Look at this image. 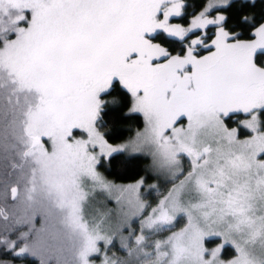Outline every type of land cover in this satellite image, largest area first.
<instances>
[{"label":"snow or ice","instance_id":"snow-or-ice-1","mask_svg":"<svg viewBox=\"0 0 264 264\" xmlns=\"http://www.w3.org/2000/svg\"><path fill=\"white\" fill-rule=\"evenodd\" d=\"M259 4L206 0L185 26L170 22L184 0H0V162L20 174L10 195L25 205L22 216L0 207V264H264ZM134 113L143 128L111 143ZM145 150L172 182L155 206L140 197L144 177L117 185L98 170ZM98 191L138 217V229L122 226L126 257L111 253L120 230L91 206Z\"/></svg>","mask_w":264,"mask_h":264},{"label":"trees","instance_id":"trees-1","mask_svg":"<svg viewBox=\"0 0 264 264\" xmlns=\"http://www.w3.org/2000/svg\"><path fill=\"white\" fill-rule=\"evenodd\" d=\"M206 0H184V3L187 5L185 8V16L180 18H173L170 22L171 23H181L185 26H187L188 21L191 19L192 15L194 13H198L202 7L204 6V3ZM261 5L259 4V0H257V7L256 11H260ZM215 29L212 26H209L207 31L209 33L213 32ZM194 38V37H193ZM179 44H177V50H179ZM206 51L202 50V54ZM126 111V109H125ZM243 114L237 113L233 114V121L243 119ZM121 126L119 127V135L116 139L110 141L113 144L122 142L127 140L129 137H131L137 130L141 129L143 127V117L141 114L134 113L129 118L123 120L120 122ZM232 126H235V123L232 124ZM111 128V125L109 126ZM106 130V129H102ZM241 133H243V130H241ZM149 168V158L146 155L143 154H120L117 155L113 160H111L110 165L108 161H105L103 166H100L98 169L99 171L109 180H112L113 182H119V183H130L138 180L141 177H145L146 180H152L153 177L151 174H149L148 171ZM10 171V169H6L4 167L3 162H0V207H8L4 203L3 199V193L5 187L9 189V187L12 185L10 184L12 181L18 179L19 173L13 174V175H7L6 172ZM13 183V182H12ZM167 187L163 186L161 187V190L157 193H150L147 194L146 197L148 199V203L151 205H154L159 198L166 193ZM9 195V192H8ZM7 204L12 205V201L8 197ZM10 205V206H11ZM10 208V207H8ZM13 209V208H12ZM14 211V209H13ZM9 224L12 223L10 220L8 222ZM1 224H5V222L0 219V226ZM17 227V225H16ZM166 232L158 234L159 236L166 235ZM2 234V233H0ZM11 236V234H9ZM13 236H11L12 238ZM15 237V236H14ZM4 259H10L9 257L5 256ZM13 264H38V260L34 257H17L14 258Z\"/></svg>","mask_w":264,"mask_h":264},{"label":"rangeland","instance_id":"rangeland-1","mask_svg":"<svg viewBox=\"0 0 264 264\" xmlns=\"http://www.w3.org/2000/svg\"><path fill=\"white\" fill-rule=\"evenodd\" d=\"M213 14H215V13H213ZM203 54H207V53L205 52ZM184 123H186V121H184ZM247 134H248L247 131L243 130V133H241V137L243 138ZM134 135H135V133L131 137H133ZM131 137H129L128 139H130ZM122 142H124V141H122ZM122 142H119V143H122ZM119 143H116V144H119ZM132 154H143V155H146L149 158L148 171H149V174H151V176L153 177L152 180H146V178L144 177L145 178V183L140 189V197H141V199L148 203V199L149 198L147 199V197H146L147 194L149 195L150 193H157V192H159L161 190V187L166 186L168 189H167L166 193H164L159 198V199H161L164 195L167 194L168 190L171 189L172 182H170L165 177L164 174L158 172L153 167L152 156L147 152V150H145L144 152H141V153H132ZM182 166L185 169V174H186V172H187V170L189 168L188 160H187L186 157L182 159ZM180 179H183V176H181ZM18 181H20V175H18V179L15 178V180L12 181L13 183L12 182L10 183L12 185L8 189V192H9L8 197H9V199L11 201H12V199L10 197V189H11V187L19 186L20 189H21V192H22V181H20L19 185L17 183ZM110 181H112V180H110ZM134 182H130V183H134ZM175 182L178 183L179 181L177 180ZM114 183L117 184V185L129 184V183H119V182H114ZM151 185H155L156 187L155 188L150 187ZM118 196H119L118 192H113L111 195H109L106 192H99L98 191L95 194L94 199L91 201V206H92L93 209L98 210L101 213L107 214V224H106V226H110L113 231L120 230V231H118L117 236L115 237V239L113 241V246H110V247H111V253H114L115 255L120 256V257L123 258V257L127 256V253L124 251V249L121 248L120 235L122 233V235L127 236L128 235V231L126 229L122 228V226L127 222V223L131 224L133 229H138V217L132 216V211L133 210L128 207V205L126 203V200H121L120 202H118V200H117ZM157 202H158V200H157ZM10 205L7 204V206L10 207V208H13V206H14L13 209H14V212L16 213V215H18V216H22L23 215L24 208H25V205L23 203V195H21V197L17 201H12V205L11 206ZM152 206H155V204L152 205ZM8 207L6 209H8ZM33 223H34V226H35L36 229H41V228L45 227V221H44L42 216H37L36 220ZM183 223H184V221H181L180 223H178L176 225V227H174L172 229V231L178 230L179 227L183 226ZM3 226H4V224H1L0 228H2ZM28 227H29V225H27V224H18L16 228L19 231L16 233V235H18L19 232H21V231H25V232L28 231ZM169 234H170V232L166 233V235H163V236H159L157 234L156 236L153 237V239H163ZM12 238L14 239L15 237L13 236ZM215 243H216V241H213L208 246L209 247H214ZM227 251H228L229 254H231V249L230 248H228Z\"/></svg>","mask_w":264,"mask_h":264},{"label":"water","instance_id":"water-1","mask_svg":"<svg viewBox=\"0 0 264 264\" xmlns=\"http://www.w3.org/2000/svg\"><path fill=\"white\" fill-rule=\"evenodd\" d=\"M10 197H11V195H10Z\"/></svg>","mask_w":264,"mask_h":264}]
</instances>
